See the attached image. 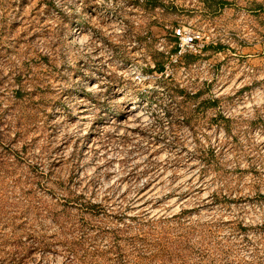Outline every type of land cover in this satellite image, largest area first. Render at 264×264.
Here are the masks:
<instances>
[{"label": "rangeland", "instance_id": "rangeland-1", "mask_svg": "<svg viewBox=\"0 0 264 264\" xmlns=\"http://www.w3.org/2000/svg\"><path fill=\"white\" fill-rule=\"evenodd\" d=\"M0 264H264V0H0Z\"/></svg>", "mask_w": 264, "mask_h": 264}, {"label": "built area", "instance_id": "built-area-1", "mask_svg": "<svg viewBox=\"0 0 264 264\" xmlns=\"http://www.w3.org/2000/svg\"><path fill=\"white\" fill-rule=\"evenodd\" d=\"M174 36L178 39V46L184 49H200L204 36L199 31H193L186 27L174 29Z\"/></svg>", "mask_w": 264, "mask_h": 264}, {"label": "crops", "instance_id": "crops-1", "mask_svg": "<svg viewBox=\"0 0 264 264\" xmlns=\"http://www.w3.org/2000/svg\"><path fill=\"white\" fill-rule=\"evenodd\" d=\"M260 24H262V23H260ZM262 25H263V24H262ZM262 25H261V26H262Z\"/></svg>", "mask_w": 264, "mask_h": 264}]
</instances>
